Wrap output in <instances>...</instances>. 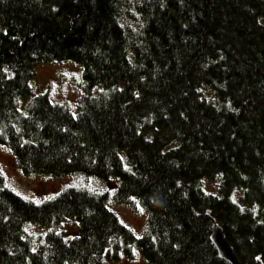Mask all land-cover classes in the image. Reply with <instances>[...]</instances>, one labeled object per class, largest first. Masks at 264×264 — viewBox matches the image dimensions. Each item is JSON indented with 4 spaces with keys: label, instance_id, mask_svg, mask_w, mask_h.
Returning a JSON list of instances; mask_svg holds the SVG:
<instances>
[{
    "label": "trees",
    "instance_id": "trees-1",
    "mask_svg": "<svg viewBox=\"0 0 264 264\" xmlns=\"http://www.w3.org/2000/svg\"><path fill=\"white\" fill-rule=\"evenodd\" d=\"M61 61L73 107L30 84ZM0 147L29 178L115 182L35 202L0 173V264H230L216 225L264 264V0H0Z\"/></svg>",
    "mask_w": 264,
    "mask_h": 264
},
{
    "label": "rangeland",
    "instance_id": "rangeland-1",
    "mask_svg": "<svg viewBox=\"0 0 264 264\" xmlns=\"http://www.w3.org/2000/svg\"><path fill=\"white\" fill-rule=\"evenodd\" d=\"M33 94L47 93L51 100L68 103L73 107L82 89V66L72 61L47 62L36 68V75L31 81ZM95 93V92H94ZM0 173L4 176L6 185L25 198L41 202L54 196L67 187H84L91 191L113 190L112 182H99L81 178L67 177L52 180L48 177L24 176L16 163L15 157L6 149L0 147ZM205 187L212 190L211 184L205 182ZM112 209L128 225L136 235H141L146 227V214L141 208L132 209L129 205H112ZM77 227L68 222L64 225V232L72 234ZM38 231V230H36ZM109 264H147L140 254L132 258H122L116 263Z\"/></svg>",
    "mask_w": 264,
    "mask_h": 264
},
{
    "label": "water",
    "instance_id": "water-1",
    "mask_svg": "<svg viewBox=\"0 0 264 264\" xmlns=\"http://www.w3.org/2000/svg\"><path fill=\"white\" fill-rule=\"evenodd\" d=\"M210 240L215 246L219 256L230 264H239L234 248L227 242L226 235L220 225H216Z\"/></svg>",
    "mask_w": 264,
    "mask_h": 264
},
{
    "label": "bare ground",
    "instance_id": "bare-ground-1",
    "mask_svg": "<svg viewBox=\"0 0 264 264\" xmlns=\"http://www.w3.org/2000/svg\"><path fill=\"white\" fill-rule=\"evenodd\" d=\"M17 193V192H16Z\"/></svg>",
    "mask_w": 264,
    "mask_h": 264
}]
</instances>
